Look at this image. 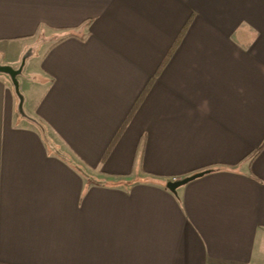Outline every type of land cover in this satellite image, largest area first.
I'll return each mask as SVG.
<instances>
[{
  "label": "crops",
  "instance_id": "obj_1",
  "mask_svg": "<svg viewBox=\"0 0 264 264\" xmlns=\"http://www.w3.org/2000/svg\"><path fill=\"white\" fill-rule=\"evenodd\" d=\"M28 51L0 264H264V0H0V61Z\"/></svg>",
  "mask_w": 264,
  "mask_h": 264
},
{
  "label": "water",
  "instance_id": "obj_2",
  "mask_svg": "<svg viewBox=\"0 0 264 264\" xmlns=\"http://www.w3.org/2000/svg\"><path fill=\"white\" fill-rule=\"evenodd\" d=\"M25 64H26V58L23 59V62L20 66V68L18 69H15L11 66H7V65H3L1 64V61H0V74H5L7 76L10 77L14 87H15V91H16V94L20 100V103H19V111L22 115H25V112H24V97L23 95L21 94L20 92V82H19V76L22 74L23 72V69L25 67ZM210 171H205V172H200V173H197V174H194L192 176H189V177H186L184 179H181V180H175V181H171V182H168L167 184V188L173 192L174 194H177V191L178 189L184 187L185 185H187L188 183L196 180V179H199L201 177H204L205 175L209 174Z\"/></svg>",
  "mask_w": 264,
  "mask_h": 264
},
{
  "label": "rangeland",
  "instance_id": "obj_3",
  "mask_svg": "<svg viewBox=\"0 0 264 264\" xmlns=\"http://www.w3.org/2000/svg\"><path fill=\"white\" fill-rule=\"evenodd\" d=\"M14 46H12V47H10V53L11 54H14V53H16V49H15V47L13 48ZM30 53V51H28L25 55H24V57H23V59H25L26 58V60H27V54H29ZM4 63H5V58L4 57H2L1 58V64H3L4 65ZM20 82V81H19ZM13 85V84H12ZM15 88V87H14ZM20 92H21V94L23 95V97H24V92H23V88H21V83H20ZM23 109H24V112H25V99H24V107H23Z\"/></svg>",
  "mask_w": 264,
  "mask_h": 264
}]
</instances>
